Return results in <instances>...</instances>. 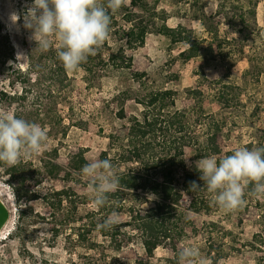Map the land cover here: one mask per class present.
Listing matches in <instances>:
<instances>
[{"label":"rangeland","instance_id":"rangeland-1","mask_svg":"<svg viewBox=\"0 0 264 264\" xmlns=\"http://www.w3.org/2000/svg\"><path fill=\"white\" fill-rule=\"evenodd\" d=\"M134 1L151 8L148 12L133 8ZM255 1L257 5L251 0H127L135 20L141 16L150 18L154 11L163 13L160 19L155 16V25L149 28L144 46L126 49L133 59L132 69L147 73L136 82L127 74L95 69L88 60L82 64V70L66 71L56 55L58 41L54 39L52 47L42 51L31 38V31L24 27L23 14L32 0H0L3 36L9 37L15 48V61L11 63L18 85L12 91L21 99L14 107L40 113L48 133L41 151L25 159L42 165L45 152L53 154L51 158L62 164L64 171L51 183L41 171L42 193L52 187L74 188L77 229L89 225L93 230L85 247H75L77 237L67 230L50 248L54 235L46 224L49 220L39 218L48 216L50 211L43 200L34 204L26 218L27 225L37 227L46 236L43 256L47 264H91L97 257L111 256L117 251L121 258L135 264H167L165 258L173 253L171 249L158 247L151 256L146 249L152 243L142 231L123 225L134 223L135 217L151 210L156 198L148 199L154 195L150 184L162 180L161 168L174 158V186L182 193L180 206L176 207L177 219L182 218L181 224L189 228L190 234L188 243H180L179 248L195 247L211 264H264V198L260 197L261 209H256V199L247 194L251 191L249 186L245 205L239 210L226 212L215 206L206 188L207 202L197 211L190 209V185L195 181L190 170L197 161L191 147L193 140L205 141L212 129V152L217 158L240 147H259L264 141V0ZM178 8H182L181 13ZM13 12L20 16L15 23L10 18ZM165 24H181L192 41L173 46L156 31ZM128 27L124 23L121 29ZM119 31L118 27L112 29L103 46L106 58L123 45ZM221 78L229 82L233 100V106L223 109L213 97ZM6 85V80L0 78V91ZM158 92L166 93L162 115L154 109L146 111L142 104ZM121 112L125 118L119 116ZM148 112L162 122L148 136L151 146L142 161L130 153L133 147L129 134L132 120L142 119ZM217 123L223 125L219 130ZM80 148L89 163L106 158L111 160L116 173L139 174L147 190H127L119 199L111 198L109 205L115 210L109 214L103 207L95 208L88 188L90 179L83 174L72 178L67 170L72 151ZM0 193L13 211L5 234L0 236L1 242L15 230L19 212L18 199L8 184L0 182ZM114 212L118 216L112 227L116 234L112 243L110 237L101 235L98 225ZM2 246L0 264H6L2 254L11 253L15 245ZM16 261L17 258L13 259L12 264ZM26 264L37 262L29 256Z\"/></svg>","mask_w":264,"mask_h":264},{"label":"trees","instance_id":"trees-1","mask_svg":"<svg viewBox=\"0 0 264 264\" xmlns=\"http://www.w3.org/2000/svg\"><path fill=\"white\" fill-rule=\"evenodd\" d=\"M257 5L255 0H251ZM106 2V0H105ZM133 8L141 9L143 12H148L151 8V5L148 4H135L133 2ZM136 9V10H137ZM23 11V7H21ZM178 12H182V8H178ZM154 11V15L150 18L141 16L136 20L133 17L131 8L125 4L121 7L118 12L112 13L109 10V15L111 16V25L110 29L119 28V33L122 35L123 45L120 49L112 53L108 58L105 57V48L104 45L97 51L93 56L88 57V63H91L95 69L105 72H119L121 74H127L130 79H133L136 82L142 81L144 77L147 76L145 72H139L132 69V57H129L126 53V49H136L141 46H144L148 38V30L151 26H154L156 18L160 19L162 17ZM157 16V17H155ZM129 25L128 29H121L123 24ZM5 28L4 23L0 19V78L6 80V87L0 91V111L11 113L14 105L18 103V99H21V96H18L17 93H14L12 90L18 85L14 73L16 69L14 68L12 61H15V48L13 42L9 37L3 36V30ZM117 31V29H116ZM115 31V32H116ZM157 32H160L165 38H167L171 44L174 46L182 42H191L186 30L180 24L177 27H171L168 24L161 25L157 27ZM21 72V70H20ZM23 74V73H20ZM219 88L216 89L215 94L213 95L214 100L217 102L218 106L223 109L226 107L233 106V100L230 94L229 89L231 86L226 79L221 78L218 80ZM165 94L158 92L152 94L147 98L148 102L143 101L145 105V110L158 112L159 115H162ZM10 110V111H9ZM14 114L18 118H24L29 122H35V119L40 120L35 122L44 127L43 118L40 116V113L34 114L29 109H14ZM205 114V112L203 113ZM120 117L125 118V113L121 112ZM170 115H168L169 117ZM161 119L156 118L154 113L148 112L144 114L142 119L134 118L132 120V126L130 128L129 139L133 149L130 153L137 158V160H144V154H147L150 150L151 142L148 139L152 133L156 132V127L158 126ZM217 130L222 128L223 125L217 123L215 124ZM213 130L209 129V135L205 141H199L198 139L193 140L194 143L191 145L195 149V159L199 160L201 158L209 157L214 155L213 151ZM187 138V137H186ZM183 138L182 140L186 139ZM186 141V140H184ZM192 142V139L191 141ZM259 147H264V141L260 144ZM234 151H228L225 155H231ZM46 159L43 161L42 165H35L34 162L27 161L25 158H22L20 163L16 166L8 167L6 165L0 164V182H4L9 185L13 190L15 197L18 199V212H19V221L16 224L15 230L10 233L3 241L0 242V245H15V249L10 252L2 254L3 259L6 264H12L13 259L17 258L16 264H26L27 258L33 256L37 264H47L48 262L44 259L43 251L45 249L46 236L44 233L37 229V227H32L27 225V216L32 212L34 204L38 203L40 200H43L47 204L50 214L48 216L39 215V218L48 223L49 230L52 231L54 235L53 240L49 243L53 248L55 243H57L58 238L70 230L71 234L76 236L75 247H85V242L90 238L93 230L89 225H83L80 229H77L78 226V215H77V204L74 199L76 197V192L72 187H66L61 190H56L53 187L46 193H42L41 183V171H44L43 175H47L46 181L51 183L55 176L64 171V166L60 163H57L54 159L51 158L53 154L50 152H45ZM57 155V154H56ZM48 156V158H47ZM50 156V157H49ZM224 156H219L218 160ZM132 158V157H131ZM106 159V158H104ZM83 149L74 150L71 153L69 158V165L67 170L69 171L72 178L78 174H82L81 169L88 164ZM176 159H171L169 165L161 168V179L158 181L156 179L155 183L150 184L151 193L154 194L156 200L154 202L151 210L145 215H138L135 217L134 223H126L123 226L126 228H133V230H141L142 233L149 241L152 243L147 247V252L151 256L154 255L158 247L164 246L167 249L173 251L172 254L168 255L165 259L167 264H178L179 252L183 248H179V244L184 242L188 243L189 241V228L181 224L183 221L182 218L177 219L178 215L176 214V207L180 206L182 199V193L176 189L174 186L175 178V167L177 166ZM149 165H147L148 167ZM152 166V165H151ZM150 169V167H148ZM152 168H156L153 167ZM189 172V171H188ZM190 172L193 173L195 181L200 185V189L193 190L192 192V203L190 206L191 210L197 211L207 202V195H205L203 181L200 180V173L195 165L193 164ZM120 180V190L110 193L107 204L103 207L107 214L115 210L109 205V200L119 199L121 193L127 190H133L137 192L138 190H147L146 185L141 181V177L137 173L133 172H123L116 173ZM249 185V189H251ZM246 194V193H245ZM251 194V191L247 192ZM256 199V209H261L262 203L260 197L252 195ZM101 221V224L106 220ZM180 221V222H177ZM120 228V226H117ZM115 230L110 229H99V232L102 236L110 237L112 243L115 242ZM117 232H119L117 230ZM197 232V231H196ZM198 233V232H197ZM165 242V243H164ZM13 248V247H12ZM3 246L1 251L3 252ZM120 250V249H117ZM17 253V255H15ZM14 255L15 257H13ZM91 264H135L131 261H126L119 256V253L107 256L101 255L97 257Z\"/></svg>","mask_w":264,"mask_h":264},{"label":"clouds","instance_id":"clouds-1","mask_svg":"<svg viewBox=\"0 0 264 264\" xmlns=\"http://www.w3.org/2000/svg\"><path fill=\"white\" fill-rule=\"evenodd\" d=\"M127 0H32L23 14L24 27L31 31V38L42 51H48L53 40L58 41L57 58L68 72L82 70L87 62L110 39L112 13L118 12ZM15 23L18 13L10 14ZM48 140L47 130L40 124L0 111V164L16 166L22 158L38 154ZM200 180L211 194L215 206L226 212L245 205V192L251 185V194L264 198V147H240L231 155L218 160L216 155L196 161ZM89 178L92 204L104 207L109 194L120 190V180L109 159H95L81 169ZM192 190L200 189L195 181ZM149 200L154 195L148 196ZM118 213L98 225L110 229ZM178 264H211L195 247H184Z\"/></svg>","mask_w":264,"mask_h":264},{"label":"water","instance_id":"water-1","mask_svg":"<svg viewBox=\"0 0 264 264\" xmlns=\"http://www.w3.org/2000/svg\"><path fill=\"white\" fill-rule=\"evenodd\" d=\"M12 210L2 198L0 193V236L5 231L12 218Z\"/></svg>","mask_w":264,"mask_h":264},{"label":"bare ground","instance_id":"bare-ground-1","mask_svg":"<svg viewBox=\"0 0 264 264\" xmlns=\"http://www.w3.org/2000/svg\"><path fill=\"white\" fill-rule=\"evenodd\" d=\"M7 228H8V227H7ZM5 232H6V229H5V231H4V232L1 234V236H2V235H4V234H5Z\"/></svg>","mask_w":264,"mask_h":264}]
</instances>
